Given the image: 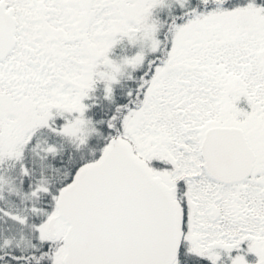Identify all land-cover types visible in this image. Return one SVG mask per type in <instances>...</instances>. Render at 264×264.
Returning <instances> with one entry per match:
<instances>
[{
  "label": "snow or ice",
  "instance_id": "obj_1",
  "mask_svg": "<svg viewBox=\"0 0 264 264\" xmlns=\"http://www.w3.org/2000/svg\"><path fill=\"white\" fill-rule=\"evenodd\" d=\"M0 264H264V0H0Z\"/></svg>",
  "mask_w": 264,
  "mask_h": 264
}]
</instances>
